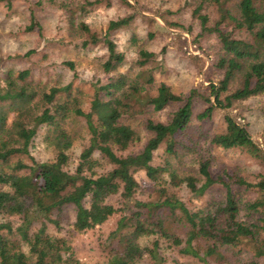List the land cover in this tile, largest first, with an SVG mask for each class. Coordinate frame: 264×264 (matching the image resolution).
Returning <instances> with one entry per match:
<instances>
[{"label": "trees", "instance_id": "16d2710c", "mask_svg": "<svg viewBox=\"0 0 264 264\" xmlns=\"http://www.w3.org/2000/svg\"><path fill=\"white\" fill-rule=\"evenodd\" d=\"M207 3L218 11L212 26L208 13L203 12ZM193 14L202 30L216 32L222 44L217 66L224 76L209 83V92L193 88L179 94L168 83H158L153 71L145 67L157 54L143 48L138 54V71L118 70L126 62V54L112 34L129 26L134 15L111 20L102 36L79 23L88 36L84 46L104 44L102 66L110 75L87 109L83 92L74 88L73 82L35 84L29 80L28 69L0 76V264H78L73 261L69 240L49 232L50 224L61 228L70 206L76 211L73 228L77 232L94 229L121 213L109 234L112 246L105 264H138L146 256L150 264H164L161 238L184 256L205 264L224 259V249L242 245L264 257V174L257 182L229 168L214 176L211 152L212 147L240 148L264 162V149L248 127L228 113L225 129L204 137V143L188 134L195 117L203 121L211 118L216 108L229 109L237 101L264 97V0H203ZM231 26L246 35H233L228 29ZM66 64L75 68L73 61ZM197 98L207 106L195 115ZM170 103L180 105L170 121L148 119L151 136L139 150L132 151L142 136L122 119L145 113L148 107L161 111ZM77 118L85 119L89 138L76 162L71 154L74 136L70 125ZM42 129L54 151L52 158L43 161L30 152ZM162 146L165 157L156 164V152ZM182 151L199 152L197 171L174 165L172 158ZM140 173L157 184L159 199L138 197ZM214 185L224 187L225 197L198 209L190 208L170 191L171 187L186 186L192 197H199ZM234 187L254 190L259 196L243 202ZM116 195L119 206L109 201ZM244 210L257 214L256 221L245 220ZM151 236L150 245L143 242Z\"/></svg>", "mask_w": 264, "mask_h": 264}, {"label": "rangeland", "instance_id": "374dc122", "mask_svg": "<svg viewBox=\"0 0 264 264\" xmlns=\"http://www.w3.org/2000/svg\"><path fill=\"white\" fill-rule=\"evenodd\" d=\"M201 1L203 0H0V76L28 69L29 80L35 84L52 86L73 82L74 88L83 92L84 107L87 109L90 99L101 92V85L108 81L110 75L104 72L102 66L106 56L104 44L99 42L84 46L83 42L88 36L80 30L79 23H86L92 31L102 36L111 20L134 15L129 26L112 34L118 48L126 54V62L118 70L130 73L138 71V54L143 48L157 54L145 67L153 71L158 83H168L179 94H187L193 88L209 92V83H217L224 76V70L217 66L222 44L216 32L202 30L199 18L193 14ZM206 6L203 12L208 13L209 25L212 26L217 20L218 11L213 5L207 3ZM228 29L237 37L246 35L233 26ZM66 61H73L75 68L69 67ZM179 106L177 103H170L161 111L148 107L145 113L122 119L125 123H131L142 136V141L131 150H139L151 136L146 127L148 119L166 123ZM206 106L202 99L197 98L194 103L195 115ZM227 113L246 125L254 141L264 149L263 96L237 101L229 109L216 108L212 117L203 121L195 117L189 136L204 143V137L210 138L225 129ZM70 126L74 136L71 154L77 162L79 154L88 143L89 134L83 118L71 120ZM45 133V129H42L30 148L31 154L41 161L54 156ZM211 152L215 156L212 165L214 176L221 174L224 168H229L249 181L257 182L264 174V162L243 149L212 147ZM198 153L182 151L179 157L172 158V162L185 171L195 172L198 168ZM164 157L165 146H162L156 152L155 163L161 164ZM139 178L141 189L138 197L143 200L159 199L157 184L144 173H140ZM234 190L243 202L252 201L259 196L254 190L241 187H234ZM170 191L193 209L225 197V189L220 185H214L199 197H192L186 186L171 187ZM109 201L120 205L117 195ZM120 214L94 229L77 232L73 228L76 211L70 206L65 210L61 228L57 229L50 224L49 232L69 240L75 263L105 264L112 246L109 234L115 229ZM242 216L249 221L257 219V214H250L247 210L242 212ZM179 233L184 235L182 230ZM153 239L154 236L144 238L143 242L150 245ZM160 241L164 264H205L192 256H184L166 239L161 238ZM223 252L224 259H211L210 264H242L253 260L264 264V257H257L254 249L249 246L228 248ZM150 263L151 259L146 256L138 264Z\"/></svg>", "mask_w": 264, "mask_h": 264}]
</instances>
